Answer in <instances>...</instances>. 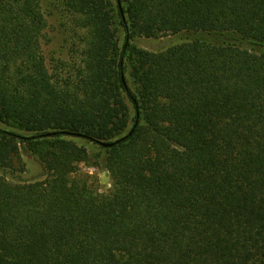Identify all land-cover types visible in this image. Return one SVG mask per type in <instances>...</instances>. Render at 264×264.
<instances>
[{
	"label": "trees",
	"instance_id": "obj_1",
	"mask_svg": "<svg viewBox=\"0 0 264 264\" xmlns=\"http://www.w3.org/2000/svg\"><path fill=\"white\" fill-rule=\"evenodd\" d=\"M60 1L83 47L51 70L42 0H0V264H264V0Z\"/></svg>",
	"mask_w": 264,
	"mask_h": 264
},
{
	"label": "rangeland",
	"instance_id": "obj_2",
	"mask_svg": "<svg viewBox=\"0 0 264 264\" xmlns=\"http://www.w3.org/2000/svg\"><path fill=\"white\" fill-rule=\"evenodd\" d=\"M42 8L47 21L45 34L42 37V48L47 65L53 70L59 61L73 63L79 58L78 49L83 47V42L75 37L71 16L63 8L60 0H42ZM191 38V33L172 34L168 32L152 38L138 35L133 43L138 49L161 52L191 40ZM77 142L87 147L91 154H100V158L92 160V164L81 163L80 168L82 173H90L96 177L95 181H98L101 192H109L113 181L102 162L105 155L104 150L82 139H78ZM7 175L16 182H33L43 179L45 170L33 154L22 151L15 162L14 170L7 172Z\"/></svg>",
	"mask_w": 264,
	"mask_h": 264
},
{
	"label": "water",
	"instance_id": "obj_3",
	"mask_svg": "<svg viewBox=\"0 0 264 264\" xmlns=\"http://www.w3.org/2000/svg\"><path fill=\"white\" fill-rule=\"evenodd\" d=\"M103 144H104V145H108V143H106V142H103Z\"/></svg>",
	"mask_w": 264,
	"mask_h": 264
}]
</instances>
